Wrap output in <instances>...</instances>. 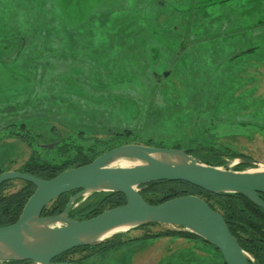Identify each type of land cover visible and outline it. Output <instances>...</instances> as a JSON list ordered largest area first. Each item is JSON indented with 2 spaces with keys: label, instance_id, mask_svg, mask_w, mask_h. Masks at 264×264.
<instances>
[{
  "label": "rangeland",
  "instance_id": "1",
  "mask_svg": "<svg viewBox=\"0 0 264 264\" xmlns=\"http://www.w3.org/2000/svg\"><path fill=\"white\" fill-rule=\"evenodd\" d=\"M58 142L214 148L264 171V0H0V171ZM157 241L90 264H224L203 241Z\"/></svg>",
  "mask_w": 264,
  "mask_h": 264
},
{
  "label": "water",
  "instance_id": "2",
  "mask_svg": "<svg viewBox=\"0 0 264 264\" xmlns=\"http://www.w3.org/2000/svg\"><path fill=\"white\" fill-rule=\"evenodd\" d=\"M55 145L45 146L48 149ZM119 161L127 166H116ZM259 166L260 161L236 159L234 168L216 167L195 158L185 149L126 144L114 148L92 163L68 169L51 180L20 171L0 174V186L21 180L35 186L19 220L0 227V264L31 261L34 264H77L54 262L80 247H89L145 225H166L188 231L216 248L225 264H250L246 253L231 233L223 215L201 197L188 195L160 205L148 203L141 186L161 181L186 182L211 194L246 196L264 210V171H238L241 164ZM70 198L63 213L42 216L60 197ZM111 192L126 197L127 204L97 217L76 221L73 207L88 196Z\"/></svg>",
  "mask_w": 264,
  "mask_h": 264
},
{
  "label": "trees",
  "instance_id": "3",
  "mask_svg": "<svg viewBox=\"0 0 264 264\" xmlns=\"http://www.w3.org/2000/svg\"><path fill=\"white\" fill-rule=\"evenodd\" d=\"M24 129L25 127L23 126L22 130ZM9 134H11V131L8 135ZM26 135L28 136V134ZM56 145L57 146L52 150L47 149L49 154L51 151V153H53V156L49 158L44 157L42 154H39L38 151L34 150L30 159L19 171L40 179L51 180L68 169L88 165L100 155L119 147L116 145L108 147L106 144L102 146L99 144L92 146H75L65 142H58ZM146 145L151 146L149 143ZM175 149H180V147H175ZM194 157L212 166L228 167V163L225 160L226 158L231 161L241 159L243 156L235 153L223 152L221 154L217 153L214 148H211L209 155H203L201 153ZM248 167L253 166L241 163L236 169L238 171H244L245 168ZM1 173H3V171H0V174ZM16 181L20 183L21 187L15 192H5L8 186L14 181L4 183L0 186V227L15 224L19 220L27 201L36 191L34 185L21 180ZM140 192L145 200L152 205H160L188 195L201 197L215 211L223 215L231 233L235 236L242 249L251 257L249 260L250 264H264V210L252 203L246 196L241 194H211L186 182L170 181L154 182L141 186ZM77 193L78 192H73L60 197L44 210L42 216L49 217L60 215L65 210L70 198ZM260 196L264 200V195ZM81 201L82 200H80L78 202L79 205L73 207L70 212V217L73 220H89L99 216L107 210L127 204L126 197L123 194L111 192L95 193L88 196L85 202L81 203ZM151 226L157 225H145L136 229ZM129 232L130 231L117 234L93 246L74 249L55 259L54 262L90 264V261L95 257H106L110 253L123 250L132 242L144 239L173 237L204 241L198 236L182 229L165 231L157 234L147 233L137 238L129 237ZM5 264L34 263L31 261H14Z\"/></svg>",
  "mask_w": 264,
  "mask_h": 264
},
{
  "label": "flooded vegetation",
  "instance_id": "4",
  "mask_svg": "<svg viewBox=\"0 0 264 264\" xmlns=\"http://www.w3.org/2000/svg\"><path fill=\"white\" fill-rule=\"evenodd\" d=\"M5 172H7V171H5ZM4 173V172H3ZM2 174V173H1ZM76 195V194H75ZM74 196V195H73ZM72 196V197H73ZM178 229H180V228H178ZM164 238H171V237H164ZM159 239H163V238H159ZM158 239V240H159ZM178 239V238H177ZM179 239H183V238H179ZM144 240H146V239H144ZM186 240H190V239H186ZM191 241H193V240H191ZM194 241H198V240H194ZM201 241V240H200ZM203 242H205V241H203ZM205 243H207V242H205ZM208 244V243H207ZM223 258V257H222ZM251 258V257H250ZM225 263V262H224Z\"/></svg>",
  "mask_w": 264,
  "mask_h": 264
},
{
  "label": "bare ground",
  "instance_id": "5",
  "mask_svg": "<svg viewBox=\"0 0 264 264\" xmlns=\"http://www.w3.org/2000/svg\"><path fill=\"white\" fill-rule=\"evenodd\" d=\"M128 164L126 162H123L122 163V166H127Z\"/></svg>",
  "mask_w": 264,
  "mask_h": 264
},
{
  "label": "crops",
  "instance_id": "6",
  "mask_svg": "<svg viewBox=\"0 0 264 264\" xmlns=\"http://www.w3.org/2000/svg\"><path fill=\"white\" fill-rule=\"evenodd\" d=\"M252 50H253V49H252ZM165 239H166V238H165ZM159 240H162V239H159ZM159 240H158V241H159ZM158 241H157V242H158Z\"/></svg>",
  "mask_w": 264,
  "mask_h": 264
}]
</instances>
